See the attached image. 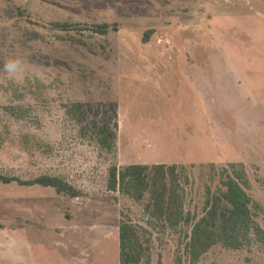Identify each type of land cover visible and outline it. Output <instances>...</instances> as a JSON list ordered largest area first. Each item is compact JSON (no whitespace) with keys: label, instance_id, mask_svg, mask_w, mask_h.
<instances>
[{"label":"rangeland","instance_id":"rangeland-1","mask_svg":"<svg viewBox=\"0 0 264 264\" xmlns=\"http://www.w3.org/2000/svg\"><path fill=\"white\" fill-rule=\"evenodd\" d=\"M162 162L195 218L240 173L262 231L192 260L191 224L108 187ZM0 174V264H121L122 219L150 239L137 264H264V0H0Z\"/></svg>","mask_w":264,"mask_h":264},{"label":"trees","instance_id":"trees-1","mask_svg":"<svg viewBox=\"0 0 264 264\" xmlns=\"http://www.w3.org/2000/svg\"><path fill=\"white\" fill-rule=\"evenodd\" d=\"M106 31L108 24L100 25ZM81 102L67 108L70 113L83 112ZM102 142L113 143L116 132L103 133ZM110 142L106 144L112 146ZM177 164L167 163H130L123 168L113 165L110 168L108 187L120 190L137 200L149 195L147 209L158 218L165 220L170 226L176 227L182 223L191 224L186 251L192 260L199 259L210 247L217 243L239 248L249 238L251 231L261 232L252 210V198L242 185L240 173H226L223 187L214 192L208 190L204 212L200 217L185 212L184 191L177 175ZM237 177V178H236ZM0 179H7L0 174ZM33 182L55 187L59 192L77 195L74 188L58 175H42ZM143 228L122 219L119 228L120 262L121 264H137L150 246L142 239ZM142 231V232H141Z\"/></svg>","mask_w":264,"mask_h":264},{"label":"clouds","instance_id":"clouds-1","mask_svg":"<svg viewBox=\"0 0 264 264\" xmlns=\"http://www.w3.org/2000/svg\"><path fill=\"white\" fill-rule=\"evenodd\" d=\"M4 67L9 74L14 75L21 70V61L17 58H11L8 60Z\"/></svg>","mask_w":264,"mask_h":264},{"label":"crops","instance_id":"crops-1","mask_svg":"<svg viewBox=\"0 0 264 264\" xmlns=\"http://www.w3.org/2000/svg\"><path fill=\"white\" fill-rule=\"evenodd\" d=\"M27 262V261H26Z\"/></svg>","mask_w":264,"mask_h":264}]
</instances>
